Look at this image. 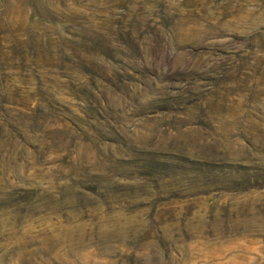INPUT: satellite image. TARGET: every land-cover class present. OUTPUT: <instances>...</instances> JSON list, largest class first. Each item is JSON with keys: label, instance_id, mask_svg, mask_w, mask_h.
Instances as JSON below:
<instances>
[{"label": "rangeland", "instance_id": "1", "mask_svg": "<svg viewBox=\"0 0 264 264\" xmlns=\"http://www.w3.org/2000/svg\"><path fill=\"white\" fill-rule=\"evenodd\" d=\"M0 264H264V0H0Z\"/></svg>", "mask_w": 264, "mask_h": 264}]
</instances>
